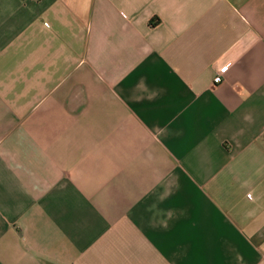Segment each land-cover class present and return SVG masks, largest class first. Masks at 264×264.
Masks as SVG:
<instances>
[{
  "label": "crops",
  "instance_id": "0c3cea01",
  "mask_svg": "<svg viewBox=\"0 0 264 264\" xmlns=\"http://www.w3.org/2000/svg\"><path fill=\"white\" fill-rule=\"evenodd\" d=\"M0 264H264V0H0Z\"/></svg>",
  "mask_w": 264,
  "mask_h": 264
},
{
  "label": "built area",
  "instance_id": "2783aa9c",
  "mask_svg": "<svg viewBox=\"0 0 264 264\" xmlns=\"http://www.w3.org/2000/svg\"><path fill=\"white\" fill-rule=\"evenodd\" d=\"M230 64H226L225 66L221 67L219 70V74L214 78V83H219L222 81V75L227 72Z\"/></svg>",
  "mask_w": 264,
  "mask_h": 264
}]
</instances>
